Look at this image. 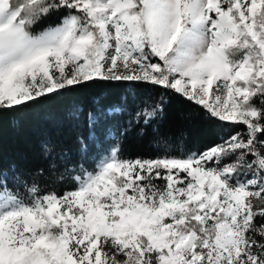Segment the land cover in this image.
<instances>
[{
  "label": "snow or ice",
  "instance_id": "snow-or-ice-1",
  "mask_svg": "<svg viewBox=\"0 0 264 264\" xmlns=\"http://www.w3.org/2000/svg\"><path fill=\"white\" fill-rule=\"evenodd\" d=\"M98 86L140 97L106 150L89 155V110L79 160L52 140L47 168L0 156V264H264V0H0V121ZM160 90L243 130L129 155L127 134L170 102Z\"/></svg>",
  "mask_w": 264,
  "mask_h": 264
},
{
  "label": "trees",
  "instance_id": "trees-1",
  "mask_svg": "<svg viewBox=\"0 0 264 264\" xmlns=\"http://www.w3.org/2000/svg\"><path fill=\"white\" fill-rule=\"evenodd\" d=\"M55 19L54 17L53 21ZM44 26H47V22ZM133 93L134 90L127 87L98 86L53 97L19 112L6 114L0 121V156L4 166L15 164L17 170L24 173L38 167L47 168L48 161L44 159L41 150V145L46 140L54 141L58 150L69 149L73 161L79 160L76 138L80 134L88 135L83 118L89 110L95 111L100 118L96 128L99 147L91 143L89 155L106 150L111 143L106 139L108 130L123 127L124 122L140 106V97ZM159 95L170 97L164 114L147 126L145 135H138V128L127 134L124 140L127 154H155L160 138L166 139L173 149L181 143L195 149L215 140L221 133L243 130H229L216 122L206 120L201 109L172 93L160 90L153 95V99H158ZM111 105H121L124 109L123 115L106 116V109ZM154 129H158V132H154ZM66 186L69 185L62 187Z\"/></svg>",
  "mask_w": 264,
  "mask_h": 264
}]
</instances>
